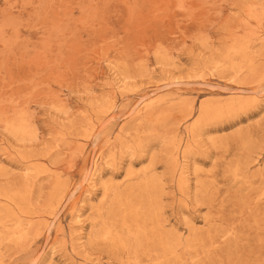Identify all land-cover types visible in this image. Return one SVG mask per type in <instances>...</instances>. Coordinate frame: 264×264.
I'll use <instances>...</instances> for the list:
<instances>
[{
    "label": "rangeland",
    "instance_id": "374dc122",
    "mask_svg": "<svg viewBox=\"0 0 264 264\" xmlns=\"http://www.w3.org/2000/svg\"><path fill=\"white\" fill-rule=\"evenodd\" d=\"M0 264H264V0H0Z\"/></svg>",
    "mask_w": 264,
    "mask_h": 264
}]
</instances>
